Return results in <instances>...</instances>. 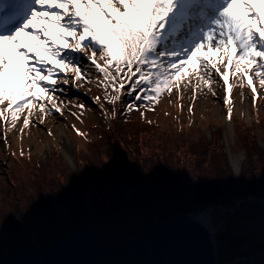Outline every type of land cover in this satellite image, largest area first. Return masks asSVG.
<instances>
[{
	"label": "snow or ice",
	"instance_id": "6c2138e0",
	"mask_svg": "<svg viewBox=\"0 0 264 264\" xmlns=\"http://www.w3.org/2000/svg\"><path fill=\"white\" fill-rule=\"evenodd\" d=\"M193 81L196 99L201 88L214 95V86L223 88L229 121L234 88L250 87L259 100L257 85L264 89V0H0V121L5 140L18 126L30 129L34 119L43 122L49 114L63 115L67 106L61 97L73 88L92 91L95 84L103 101L95 95L92 102L106 119L109 114L115 119L122 95L133 101L124 115L149 105L155 111L154 105L177 90L183 100L184 89L191 90ZM74 106L80 111L71 115L79 119L86 104ZM156 175L194 187L182 173L161 169ZM121 178L149 183L154 172L141 175L116 151L102 170L89 169L75 178L74 194ZM65 190L71 191L70 186ZM59 194L42 197L33 216L57 204ZM253 197L249 193L204 205L193 220L214 237L229 217L252 207ZM259 208L264 232V190ZM30 219L21 216V223L13 222L15 228ZM223 264H264V243L258 260Z\"/></svg>",
	"mask_w": 264,
	"mask_h": 264
},
{
	"label": "trees",
	"instance_id": "16d2710c",
	"mask_svg": "<svg viewBox=\"0 0 264 264\" xmlns=\"http://www.w3.org/2000/svg\"><path fill=\"white\" fill-rule=\"evenodd\" d=\"M126 100L133 102L126 94L117 101L115 119L109 114L112 121L118 122L115 128L103 127L102 132L96 133L98 137L92 138L84 132L82 137L87 145L83 144L78 151L75 172L68 170L59 153L47 166L31 156L15 153L9 179L0 178V257L23 249L47 250L59 237L96 224L121 235H138L156 221L175 214L193 212L244 194L259 196L264 190V148L258 140L264 134V115H258L251 124L233 116L232 142L238 146L234 150L243 148L247 153L242 183L238 184L221 124L205 123V128L212 131V139L209 143H192V135L201 132L203 123L195 122L192 129L193 123L184 120L175 127L164 128L146 110L124 115ZM116 151L134 163L141 175L154 172L153 181L108 180L74 194L78 188L75 178L89 169L102 170L111 163ZM161 169L174 175L184 174L183 179L194 187L156 175ZM69 186L71 191H63ZM60 191L63 192L59 194ZM50 194H59L60 201L49 205L42 215L33 216L36 204ZM21 216L31 219L26 220V226L16 229L13 222L21 223Z\"/></svg>",
	"mask_w": 264,
	"mask_h": 264
},
{
	"label": "rangeland",
	"instance_id": "374dc122",
	"mask_svg": "<svg viewBox=\"0 0 264 264\" xmlns=\"http://www.w3.org/2000/svg\"><path fill=\"white\" fill-rule=\"evenodd\" d=\"M91 88L92 91H86L85 88H80L78 90L75 88L71 89L70 93L61 97L63 105L67 106L63 115L59 113L49 114L47 119L43 120L41 114L43 122L34 119L33 125L30 129H22L18 126L17 130L9 131L7 133V140H5L4 136L3 122L0 121V178L9 179L12 173V167L15 165L13 153H17L20 156H31L42 166H47L52 161V158L59 153L62 156V160L66 164L68 170L70 172H75L77 168L76 156L78 151L81 149L83 144L87 145L84 141L85 138L79 135L76 129H79L82 133L85 132V134H89V137L92 138L98 137L96 133L102 132L103 127H105V129L107 126L115 128L118 124L117 120L112 121L110 116L106 119L102 111L99 109V104L92 102L95 95H100L101 100L103 101V92L101 89H98L95 84H93ZM214 88L217 93L215 95L201 88L199 99H196L195 81H193V87L191 90L188 88L184 89L185 95L183 100L180 99L178 94L179 90H177V92H173L171 95H165L158 105H154L155 111L151 110L153 105H149L148 109L141 107L139 111L146 110L149 115L160 122L162 127L168 129L175 127V125H178L184 120L193 123L192 129L196 127L195 122L203 123L201 132L199 134L192 135V143L197 141L209 143L212 139V131L205 128V123L214 122L217 125L221 124L223 126V140L229 155L231 167L234 168L235 165L240 163V169L242 170L241 166L243 167L247 162L246 150L240 148L238 149V152H235L234 148H238V146L232 142L235 138L233 118L231 121L227 119L228 105L224 102L225 93L223 88L219 86H214ZM257 88L260 91L259 100H257L255 94L251 92L250 87L247 89L234 88L233 90V116H236L248 124L253 123V121L257 119L258 115H264V89H259V85H257ZM193 101H195L194 109ZM79 102H85L86 108L83 111V115L77 119V117L71 115V113L76 112L79 114L80 110L74 106ZM128 102L129 101H127V103ZM181 105H183V108H181ZM105 107L109 109L111 106L105 102ZM22 123L23 120L21 121V124ZM73 125H75V128L72 127ZM49 130L51 131V135H49ZM21 131H23L22 141L20 139ZM258 140L259 146L264 148V134L259 135ZM21 150H23V155L20 154ZM84 150L86 153L88 152L86 147H84ZM241 179L242 174H234V180L236 183H240ZM247 215L244 214L241 220L240 216L235 220V222L239 221L240 226L243 225L247 227H244L245 234L243 232L242 235L237 237V240L242 238L249 239L246 230L249 227L252 228V226L253 230H258L255 234L256 236L264 237L262 227L259 226V224H262L261 213ZM229 222H231V217L228 218V221L225 222L216 233L218 252L222 247L219 240H222L225 237L224 235H227L225 233L228 230H225L224 227H226V224ZM253 223H257L258 228H255L257 225L254 224V226L252 225ZM218 236H223V238L220 239ZM255 240L256 239H254V241ZM225 243L228 245L229 251H231L230 257L224 259L222 255L223 258H219L218 260L219 264H223L224 261L233 259L248 258L250 260L253 258L252 256L256 254V260L260 258L261 249L256 251L255 248H257V245H245L236 241V246H241L239 249L241 254L250 253L247 257H243L242 255L237 257L234 256L236 252H233L232 249H230L233 242L228 241Z\"/></svg>",
	"mask_w": 264,
	"mask_h": 264
},
{
	"label": "water",
	"instance_id": "95a60500",
	"mask_svg": "<svg viewBox=\"0 0 264 264\" xmlns=\"http://www.w3.org/2000/svg\"><path fill=\"white\" fill-rule=\"evenodd\" d=\"M253 199L259 204L258 197ZM195 213L156 221L133 236L100 224L83 227L59 237L47 250L3 255L0 264H219L216 235L210 237L194 222Z\"/></svg>",
	"mask_w": 264,
	"mask_h": 264
},
{
	"label": "flooded vegetation",
	"instance_id": "af4514ba",
	"mask_svg": "<svg viewBox=\"0 0 264 264\" xmlns=\"http://www.w3.org/2000/svg\"><path fill=\"white\" fill-rule=\"evenodd\" d=\"M242 183V179H241V182L240 183H238V184H241ZM254 196H256L255 194H253ZM256 197H259V196H256ZM252 208V209H251ZM250 209H248V210H245V211H242V212H240V213H238V214H235V215H233V216H231V222H229V223H227L226 224V227H224L225 228V230H228L225 234H227V235H224L225 237L223 238V236H218L220 239L221 238H223L222 240H219L220 242H221V244H222V247L220 248V250H219V252H220V256H219V258L221 259V258H223L224 257V259H227V258H229L230 257V252L231 251H229V247H228V245L225 243V242H228V241H232L233 242V244L230 246V249H232V251L233 252H236V254H238L237 255V257H240V255H242L243 257H247L250 253H247V254H245V253H240L239 252V249L241 248V246L240 245H237L236 246V241H238V242H241V243H243V244H245V245H252V246H254V245H257V248H255L256 249V251H258V250H260L261 249V246H262V243H264V240H262V237L260 236V237H254L253 236V234H256L257 232H258V230H253V226H252V228H248L247 230H246V232H247V236H249V239L248 238H242V239H239V240H237V237L239 236V235H242L243 234V232H244V234H245V228H247L246 226H240L239 224V221H237V222H235V220L236 219H238V217L240 216V220L242 219V216L245 214V215H247V214H251V215H253V214H256V213H261L260 212V208H259V204H255V203H253V205H252V207H251ZM234 221V222H233ZM259 226L260 227H262V224H259ZM245 227V228H244ZM251 237V238H250ZM254 239H256L255 241H254ZM259 240V241H258ZM244 246V245H243ZM242 246V247H243ZM229 254V255H228ZM236 254H234V255H236ZM222 255H223V257H222ZM251 256V255H250Z\"/></svg>",
	"mask_w": 264,
	"mask_h": 264
},
{
	"label": "bare ground",
	"instance_id": "6f19581e",
	"mask_svg": "<svg viewBox=\"0 0 264 264\" xmlns=\"http://www.w3.org/2000/svg\"><path fill=\"white\" fill-rule=\"evenodd\" d=\"M18 71H20V72L23 71V66H22V65H18ZM65 87H67V86H65ZM253 122H254V121H253ZM241 168H242V166H241ZM232 169H233L234 174H236V175H241V174H242V170L240 169V163L237 164V165H235L234 168L232 167ZM240 170H241V173H240ZM196 211H197V210H196ZM247 216H248V215H247ZM242 217H243V216H242ZM250 222H251V220H250ZM254 224H256L257 226H255ZM252 225H254L255 228H258V224H257V223H253ZM253 236H254V237H257L255 234H253ZM216 242H217V239H216ZM217 243H218V242H217ZM252 257H253V258L250 259V260H256V258H257V254H256V255H253ZM245 260H249V259L247 258V259H245Z\"/></svg>",
	"mask_w": 264,
	"mask_h": 264
}]
</instances>
